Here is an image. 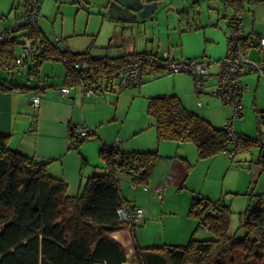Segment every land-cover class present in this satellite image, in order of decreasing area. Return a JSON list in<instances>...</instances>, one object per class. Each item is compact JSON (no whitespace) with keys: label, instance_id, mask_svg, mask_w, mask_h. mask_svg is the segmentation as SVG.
<instances>
[{"label":"trees","instance_id":"16d2710c","mask_svg":"<svg viewBox=\"0 0 264 264\" xmlns=\"http://www.w3.org/2000/svg\"><path fill=\"white\" fill-rule=\"evenodd\" d=\"M245 1L248 2L226 0V3L233 6L234 11L243 12ZM24 38L31 50L28 57L36 60L34 67L45 59L62 58L69 79V76L74 80L79 77L69 64L72 58L74 62L89 64L85 74H92L90 77L101 76L109 65L119 62L93 58L87 51L60 52L37 25L22 24L20 36L11 34L0 45L1 68L9 67L11 60L22 63L28 58L23 57L21 51L16 55L17 47L23 50ZM242 75L239 73L237 77ZM2 82L0 87L17 88ZM146 112L153 119L158 140L193 143L201 158L221 152H230L228 157L232 158L238 148L248 149L261 142V134L254 140L243 139L232 132L228 123L215 126L186 108L174 94L149 97ZM258 119L264 124V112L258 113ZM105 147L100 154L106 161L107 172L91 176L82 192L72 196L66 192L63 180L45 171L46 161H36L18 150H11L0 136V264H124L127 261L124 248L111 233L128 228L134 240L138 226L123 222L117 213L119 207L127 206L119 193L117 169L120 167L129 174L132 183L147 186L158 153L124 154L118 152L116 146ZM260 162L264 164L263 160ZM189 214L196 218L195 229H205L211 238L198 240L192 234L185 245L162 243L141 247L135 243L137 261L141 264V257L151 252L162 255L169 264H264V208L260 203L247 209L240 225L242 236L230 232L231 210L224 200L213 202L193 195Z\"/></svg>","mask_w":264,"mask_h":264},{"label":"rangeland","instance_id":"374dc122","mask_svg":"<svg viewBox=\"0 0 264 264\" xmlns=\"http://www.w3.org/2000/svg\"><path fill=\"white\" fill-rule=\"evenodd\" d=\"M105 1L40 0V13L36 20L37 27L43 31L49 40L55 36L63 37V40L57 45L58 48L64 47L63 43L65 41H70L77 48H86L89 44L88 49L90 51L118 49L120 46H116V42L120 39V33H122L123 37L126 35L128 38L130 35L137 37L138 34L134 30L135 28L129 27L130 22L125 23L108 19L106 10L103 7ZM260 1H245L243 16L247 29H250L251 23H253L254 30L264 35V3ZM193 2L194 0H182L178 4L180 6L177 7L176 4L163 6L156 11L155 16L151 20L146 19L144 21H137L136 23L146 28L145 33L150 38L154 35L153 42L159 43L162 56H166V50L172 52L173 49H176L178 54L181 48L191 50L192 52L197 51L200 55L206 56V58L211 56L210 60L212 64L210 70L217 72L219 70L218 62L227 54V40L231 33L228 19L234 14V7L227 4L226 0H197ZM20 3H22V0H0V14L5 17L3 20H0L1 30L15 19V12L11 9L12 6L17 7L19 4L16 14L19 17L24 16L25 12ZM180 9H184L182 19L179 18L180 14L178 10ZM151 27H154V29ZM209 33L214 36V42L205 41ZM126 39L125 37L123 38V40ZM210 44L213 45L211 48ZM16 55H20V47L16 48ZM170 58L172 57L170 56ZM35 61V59L28 57L17 70L9 72L0 69V78L4 79L8 84H12L13 82V84L30 86L29 81L33 80L34 77L31 78L29 76V71H31V68H34ZM44 62L47 63L42 64V66L39 65L38 75L40 77H50L54 75L53 71L59 72L61 69H64L60 62L50 63L49 60ZM176 74L181 75L179 73H167L150 82H163ZM182 75H187V73ZM187 76L192 79V87L190 89L191 95L186 96L185 102L187 104H196L200 94L196 91L193 77L190 74ZM247 76L253 77L254 87L249 94V103L246 102L244 114L239 117L232 116L231 106L223 103L216 97L212 98L215 101L217 100L218 104L211 105L210 110L219 117L226 114V119H224L222 125L226 124L231 117H235L231 120L230 128L232 132L238 133V136H242L243 139L249 138L250 140H254L259 138L261 134L260 144L262 147L254 144L248 149L238 148L232 158L225 156L222 152L213 157L201 158L195 151L194 144L187 142L183 146V151L192 166L188 168L190 174L184 183L185 187L178 189V185L175 184L170 185L172 186L171 188L165 186L164 195H166L167 201L162 202L153 198V207L157 214L152 217V223L148 224V231L142 238L144 244L146 242H157L154 241L156 235H162L166 240L172 241L173 244L180 245L187 244L192 234L198 240L212 237L203 228L195 229L196 218L194 215L189 214L192 195L200 194L213 202L218 198H224V201L230 203L231 217L229 229L230 232H237L240 236H242L240 225L245 219L247 209L255 208L257 203H260L261 207L264 208V164L260 162L262 158L261 149H264V124L258 119V113L264 112V76L258 77L257 73H250ZM210 80L214 81V79ZM208 83H211L209 79L207 80V85ZM169 86L163 85L160 89L167 90ZM134 89H137L136 86L116 93L117 96H120V99L118 103L114 102L113 104H115V108L117 107L118 114L122 117V122L113 121L111 122L113 126L108 125V127H112L108 131L110 132V136L112 135L115 138L117 128L121 131H126L131 128L133 123L142 124L143 133L136 138L130 136L124 142V145L128 146L127 148L125 147L127 150L149 148L151 136L155 138L156 135L153 119L146 112L148 99L146 100L145 95L140 93L131 106V98H127L130 93L124 92ZM165 94H171V92H166ZM185 107L195 112L197 111L191 106ZM240 112H242V109ZM133 116L134 119H132ZM91 142L89 140L86 141V143ZM164 142L174 143L168 140ZM188 144L193 145L192 154L191 151L187 150ZM9 148L14 151L18 150L14 147ZM175 161L174 157H159L149 175L148 189L157 186L159 179H162V183L163 180L165 181L171 175L169 166L171 167ZM119 181V187H122L127 195V200L133 201L135 198L136 202L142 207H148L152 203H149L146 195L150 193L145 194L143 190L131 189V180L127 176H120ZM167 190H170V192H166ZM71 191L74 190H67V193ZM160 208L166 211L170 208V212L164 215V219L160 217ZM145 217L147 219L144 223L150 218L149 215ZM144 223L140 227H136L135 230L143 231L145 229Z\"/></svg>","mask_w":264,"mask_h":264},{"label":"crops","instance_id":"0c3cea01","mask_svg":"<svg viewBox=\"0 0 264 264\" xmlns=\"http://www.w3.org/2000/svg\"><path fill=\"white\" fill-rule=\"evenodd\" d=\"M260 1V0H259ZM263 2V1H260ZM24 9V16H18L17 7L12 6L11 9L15 12V19L12 21L11 24L5 26L3 30L0 29V33L4 32V30L12 29L15 27L13 35L20 36L22 34V21L26 16V1L22 0L20 3ZM39 13H40V6H39ZM39 17V14H38ZM37 17V18H38ZM225 17V15H224ZM5 17L0 14V20H3ZM22 18V19H21ZM118 21V20H117ZM121 22V21H119ZM126 23V22H125ZM35 25L37 23L35 22ZM136 23L130 22L129 27L135 28L134 30L137 31V37L130 35L129 38L125 35L124 37L127 38L123 40V35L120 33V39L117 40L116 46H120L118 49L108 50V51H100V50H93L90 51L88 49L89 44L86 48H77L73 46L70 41H65L63 43L62 48H58V43L63 40V37L55 36L50 40L52 46L56 47L59 51L66 50L68 53H82L87 51L89 56L95 58H104L110 60L109 62L115 63L122 59H124L127 55L136 52L148 51L151 54H156L158 56H162L161 49L159 48V43L153 42L154 35L148 36L145 31L146 28L139 26L135 27ZM154 29V27H151ZM41 30V29H40ZM144 32V33H143ZM247 32H254L256 34H260L254 30V25L251 23V28L247 29L245 27L244 21V33ZM262 37L264 35L260 34ZM58 38V40H56ZM214 36L209 33L205 38V41L214 42ZM26 42L28 41L25 38ZM6 41L0 40V45ZM25 42L23 41V46ZM139 46V48H137ZM213 46L210 44V48ZM209 48V49H210ZM22 53V49L20 50ZM209 51V50H208ZM207 51V52H208ZM61 52V51H60ZM166 56L172 57L171 59L180 60L186 59V57H201L204 56L203 54H199L197 51L191 50H184L181 48L179 54L176 52V49H173L172 52L170 50H166ZM264 48L260 51V54L255 48H251L248 52V58L251 61H258V57L260 56L261 60L264 64ZM165 56V57H166ZM64 57L70 58L73 56H66ZM206 57V56H204ZM209 60L211 56L207 57ZM75 58L70 60L74 62ZM16 60V59H15ZM49 60L51 62H60L64 69L61 71H53L52 76L40 77L39 73V65L47 63L44 61ZM45 59L41 61L37 67L31 68L29 71V76L33 78L29 81L31 84L30 86H26L25 84H13V86H17V88L13 89H5L2 86L0 87V136L5 138V141L9 147H14L18 149V151L27 154L30 158L34 160L46 161L44 163L45 171L53 176L54 178L61 179L65 182L66 185V192L67 190H74L68 193L69 195H77L80 194L84 188L86 181L93 176L94 174L102 175L107 172V164L105 159L101 156L100 150L107 145L117 142L116 150L120 153H130V152H145V151H156L158 153V160L159 157H174L176 161L170 168L169 177L161 183L162 179H159V184L154 187H162L160 194L154 192V187L151 189H143L142 186L137 185L136 188L132 187V180L129 174L126 172L117 174V179L119 181L120 176L124 175L127 176L129 180H131V189L132 190H143V192L150 193L146 194L149 203L152 202L148 207H142L139 205L135 198L133 201L126 199V194L123 191L122 187H119V193L121 198L127 205V207H139L142 208L144 211V216L149 215V220L146 221L147 217L141 222L144 223L145 229L140 232V230H135V239L133 240L131 237L130 230L128 228H124L115 232L111 233V237L117 240L121 246L125 250L126 260H132V257H135L134 254V246L135 243H138L141 247H150L153 244H172V245H180V244H173L172 241H168L163 238L162 235H156L154 241L144 244L142 242V238L148 231V224L152 223L154 215H156V210L153 207V198L158 201H167L166 195H164V188L168 186L171 188L172 184L178 185V189H182L184 183L189 177L190 170L188 168L192 166L190 164V160L188 159L187 155L183 151V146L186 144L185 142H175L169 143L164 142L163 140H158L151 136V140L149 141V148H140L139 149H125L128 146L124 145L127 138L130 136L136 138L143 133L142 124L140 123H133L131 128L126 131H121L119 128L116 130V137L114 138L112 135L110 136L109 129L112 127H108V125H112L111 122L113 121H120L122 122V117L118 114L117 107L115 108L114 102L118 103L120 96H117L116 93L119 91L128 89V88H120L117 84H112L106 90H103L101 93H97L90 96H85L81 92V87L78 83V78L73 79L71 76L70 79L66 77L67 72V65L64 59L52 58V59ZM10 61V60H6ZM211 61V60H210ZM217 61V60H216ZM212 62V61H211ZM13 64V65H12ZM22 63H13L12 60L10 61V66L7 68H1L2 70L6 71H13L17 70L21 67ZM212 64V63H211ZM211 64L209 66V75L205 78L204 87L200 90H196L197 93L200 94L198 96L197 101L201 104L197 105L194 103L187 104L185 102L186 96L191 95L190 89L192 87V79L187 75H182L184 73H179L181 75H174L172 78L166 79L163 82H150L154 79L160 78L166 73L156 72L152 69L145 70L141 83L135 85L137 89L131 91H124L128 94L127 98H131V106L134 103L135 98L137 95L142 93L145 95L144 97L146 100L155 95H165L166 92H171L178 96L185 106H191L195 108L198 114L208 119L212 124L214 123L215 126H223L222 123L224 121L225 115L221 117L216 116L211 110L210 106L213 104H218V101L214 100L212 97H216L221 100L220 97L212 95L210 90L215 85V74L216 71L213 72L210 70ZM9 68V69H8ZM250 73H257L258 77L259 73L257 71L249 72L243 74L241 76V82L245 85V89L242 91V95L240 96V101L242 103L243 109L241 114L235 116L239 117L245 113L246 110V102L249 103L250 101V92L254 87V79L253 77L247 76ZM61 75V76H60ZM52 77V78H51ZM40 78V79H39ZM211 83H208L207 80ZM214 79V81L210 80ZM2 83H5L7 86L8 84L4 79L0 78ZM144 84H147L144 86ZM69 86V92L66 96L60 95V87ZM163 85H170L167 90H161L160 87ZM132 86V87H135ZM131 88V87H129ZM164 92V93H159ZM37 95L39 97L38 105L31 104V98L33 95ZM122 95V94H121ZM167 95V94H166ZM209 95V96H208ZM211 96V97H210ZM201 98V100H200ZM222 101V100H221ZM197 103V102H196ZM207 104V105H205ZM118 105V104H116ZM207 106V107H206ZM248 109V108H247ZM128 111V110H127ZM127 115V112H126ZM230 119V125L231 120ZM220 118V119H218ZM134 119V116L133 118ZM215 119V120H214ZM84 124L89 130L90 135L89 138L83 139L76 148L71 147V137H72V129L75 125ZM227 123V122H226ZM150 126L153 127L152 124L149 123ZM229 125V127H230ZM113 126V125H112ZM155 129V127H154ZM231 129V128H230ZM112 133V132H111ZM131 134V135H129ZM156 134V130H155ZM92 141L91 143H86V141ZM128 140V139H127ZM172 141V140H168ZM188 144L187 150L191 154L193 152V147L197 152L195 145ZM105 147V148H106ZM251 147V146H250ZM249 147V148H250ZM220 154V153H218ZM215 154L213 156H216ZM225 155V154H224ZM209 156V157H213ZM226 156V155H225ZM177 157V158H176ZM157 160V161H158ZM264 161V160H263ZM238 166V165H237ZM150 180V179H149ZM148 180V183H149ZM171 182V184H170ZM135 184V183H134ZM170 192L167 190L166 192ZM124 192V193H123ZM199 196H202L198 194ZM193 197V195H192ZM205 197V196H203ZM206 198V197H205ZM208 199V198H207ZM216 200H224V198H218ZM192 201V199H191ZM191 205V203H190ZM230 205V203H229ZM170 212V208L166 210L160 208L159 214L160 217L164 219V215ZM140 225V226H141ZM138 226V227H140ZM160 231V230H159ZM182 242V240H180ZM158 254V253H157ZM140 261H144V255L141 257ZM166 264H169L167 261Z\"/></svg>","mask_w":264,"mask_h":264},{"label":"built area","instance_id":"2783aa9c","mask_svg":"<svg viewBox=\"0 0 264 264\" xmlns=\"http://www.w3.org/2000/svg\"><path fill=\"white\" fill-rule=\"evenodd\" d=\"M26 1V16L22 24L35 25L39 14L40 0H25ZM229 27L231 33L227 40V54L223 59L218 62L219 70L215 74V85L210 90L212 95L221 98L222 102L231 106L232 116L241 114L240 110L243 109L240 101L239 92L245 89V85L241 82V78L237 77L239 73H249L257 71L259 76H264V64L259 56L258 61H251L248 58L247 52L251 48H255L258 53L264 48V37L258 34L251 35L248 38L241 39L238 29L243 25L242 13L235 12L232 16V20ZM15 27L12 29L4 30L0 33V40L5 41L6 38L13 34ZM58 40V38L56 39ZM25 42L22 56L28 57L31 53L29 48V42L23 39ZM163 59H159L155 54H151L148 51L140 53H132L127 55L123 60L116 64L109 65L106 71L101 76L95 75V77L86 76V70L89 68V64L85 61L71 62L70 66L73 70L79 73L78 83L81 87V92L85 96L101 93L106 90L114 82L120 88H129L140 84L142 75L145 70H155L161 73H187L194 79V86L196 89L204 87L205 77L209 75L210 60L207 58H191L174 60L168 56H163ZM19 61V60H17ZM61 96H66L69 92V86H63L59 89ZM39 97L33 95L31 98L32 105H38ZM200 105V102H198ZM228 127L230 120L227 121ZM90 130L82 123L75 125L72 129L71 147H77L79 141L88 138ZM116 143V142H115ZM110 148V147H108ZM226 156L231 155L230 152H224ZM118 173L121 172L120 167L117 169ZM122 173H124L122 171ZM133 188H136V184H132ZM143 189H147V186H142ZM154 192L160 194L162 187H154ZM119 218L123 222H127L134 226H139L144 220V212L139 207H127L121 206L117 209Z\"/></svg>","mask_w":264,"mask_h":264},{"label":"water","instance_id":"95a60500","mask_svg":"<svg viewBox=\"0 0 264 264\" xmlns=\"http://www.w3.org/2000/svg\"><path fill=\"white\" fill-rule=\"evenodd\" d=\"M181 1L182 0H110L107 5L106 14L107 18L111 20L136 23L137 21H144L138 19L151 20L153 16H155L156 11L163 6L171 4H176V7L180 6L178 4ZM196 1L197 0H194V2ZM133 19H136V21ZM242 21L243 25L238 29L241 39L248 38L251 35L256 34L254 32L244 33V16H242ZM117 144V142H114L107 145V147L113 148ZM130 166H134L133 163H130ZM122 171L124 170L121 169V173ZM144 262L145 264H166L167 260L160 254L149 252L144 255Z\"/></svg>","mask_w":264,"mask_h":264},{"label":"flooded vegetation","instance_id":"af4514ba","mask_svg":"<svg viewBox=\"0 0 264 264\" xmlns=\"http://www.w3.org/2000/svg\"><path fill=\"white\" fill-rule=\"evenodd\" d=\"M175 1V0H174ZM110 2V0H106L105 2H104V4H103V7H104V10H106L107 9V5H108V3ZM263 3H264V0H263ZM172 5V4H171ZM178 12H179V14H180V16H179V18L180 19H182L183 18V16H182V13L184 12V9H180V10H178ZM235 12H240V11H235ZM234 12V13H235ZM242 13V16H243V12H241ZM107 15V14H106ZM134 21H136V19H133ZM138 20H145V19H138ZM231 22H233V23H235L236 22V20L235 19H233L232 20V16L228 19V25H230V23ZM135 27H139V25H135ZM143 52V51H142ZM136 53H140V52H136ZM132 54V53H131ZM202 57H204V56H201V57H198V58H202ZM204 58H206V57H204ZM186 59H191V58H186ZM208 59V58H207ZM211 63V62H210ZM150 71H152V70H150ZM258 142V141H257ZM255 144V143H254ZM256 146H259V147H262V145L258 142V144H255ZM261 154H262V158H261V161L262 160H264V149L262 148L261 149ZM124 264H140V262H138L137 261V258L136 257H132V260H127L126 262H124ZM141 264H145V262L143 261V262H141Z\"/></svg>","mask_w":264,"mask_h":264}]
</instances>
